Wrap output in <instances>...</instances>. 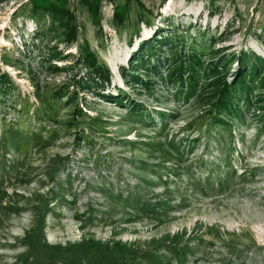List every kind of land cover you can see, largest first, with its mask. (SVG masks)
<instances>
[{
	"label": "rangeland",
	"instance_id": "374dc122",
	"mask_svg": "<svg viewBox=\"0 0 264 264\" xmlns=\"http://www.w3.org/2000/svg\"><path fill=\"white\" fill-rule=\"evenodd\" d=\"M57 2L75 16L76 43L37 21L33 0L0 5V264H264V84L222 124L204 79L187 100L167 70L122 75L157 37L206 64L264 59V0H104L100 28L80 0ZM84 43L111 74L99 89L78 85ZM161 45L159 68L172 59Z\"/></svg>",
	"mask_w": 264,
	"mask_h": 264
},
{
	"label": "trees",
	"instance_id": "16d2710c",
	"mask_svg": "<svg viewBox=\"0 0 264 264\" xmlns=\"http://www.w3.org/2000/svg\"><path fill=\"white\" fill-rule=\"evenodd\" d=\"M7 1L9 0H0V5ZM103 1L80 0V3L88 9L93 21L99 28ZM131 1L146 9L143 0H127L128 3ZM166 1L162 0V4ZM33 11V17L37 21L43 22L48 17L51 19L53 26L66 31L67 44L77 42L78 30L75 25V16L63 3L60 4L57 0H33ZM150 13L153 14L152 12ZM124 17L125 12L123 11L116 12L115 14V18L119 20L120 24H123ZM214 41V38L209 40L211 44ZM160 44H162L163 48L166 47V49L172 52V59H164L165 62L160 63L159 68L154 64L153 59L157 56L156 47L160 46ZM162 47L159 49H162ZM49 56H52L55 60L63 59V55L59 51H54ZM205 58L204 52L202 50L198 51L194 46L186 49L180 41L173 42L169 38L163 39L160 37L158 39L157 37L155 40L148 41L141 46L139 53L130 59L131 72L128 75L126 70L122 69V75L125 78L131 77L136 82L139 78L134 74L130 75V73L138 74L140 71L145 70L162 78V70H167V82L173 85L178 97L183 96L187 100L193 96L196 97L198 84L201 79H204L207 82L205 87L211 90L210 94L202 97L204 104L211 105L215 118L219 123L225 124V121L220 120L222 119V115L231 116L235 114L238 108L237 101L241 98L245 100L243 102L251 105L252 93L260 83L264 84V59L254 54L242 53L238 57L232 56L226 58L225 56H218V53H214L208 57L209 62L206 64ZM77 63L85 68L87 75L86 79L78 83L82 89L89 90L91 86L99 89L98 85H102L103 82H109L111 77L109 69L100 63L96 53L91 50L87 43L81 46V54ZM233 64H237V68L236 73L231 75L230 68ZM54 71L58 73L62 72L63 69L54 66ZM230 75L233 79L229 82L227 79ZM99 82L100 84H98ZM0 83L8 86L10 79L6 75H1ZM142 85L150 89L149 85L151 83L145 81L142 82ZM67 98L68 100L70 99L69 96ZM104 98L121 105L123 104L122 99H117V97L104 96ZM258 101L257 103L263 105L264 97ZM127 102L129 103L130 100L127 99ZM130 103L133 104V108L140 115L142 111L139 106L132 101Z\"/></svg>",
	"mask_w": 264,
	"mask_h": 264
},
{
	"label": "bare ground",
	"instance_id": "6f19581e",
	"mask_svg": "<svg viewBox=\"0 0 264 264\" xmlns=\"http://www.w3.org/2000/svg\"><path fill=\"white\" fill-rule=\"evenodd\" d=\"M185 15V13L183 14V16ZM197 16H199V17H201V13L200 12H198L197 14H196ZM125 62H123V64H124ZM122 64V65H123Z\"/></svg>",
	"mask_w": 264,
	"mask_h": 264
}]
</instances>
